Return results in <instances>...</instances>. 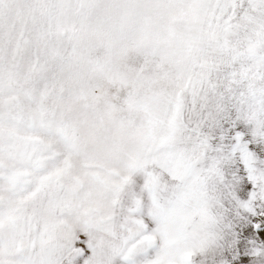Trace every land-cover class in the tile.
<instances>
[{"label": "snow or ice", "instance_id": "1", "mask_svg": "<svg viewBox=\"0 0 264 264\" xmlns=\"http://www.w3.org/2000/svg\"><path fill=\"white\" fill-rule=\"evenodd\" d=\"M0 264H264V0H0Z\"/></svg>", "mask_w": 264, "mask_h": 264}]
</instances>
